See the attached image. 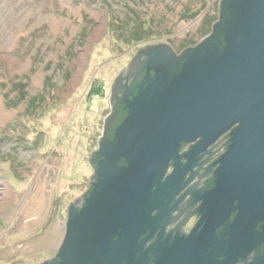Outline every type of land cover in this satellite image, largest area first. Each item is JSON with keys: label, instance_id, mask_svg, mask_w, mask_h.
Returning a JSON list of instances; mask_svg holds the SVG:
<instances>
[{"label": "water", "instance_id": "water-1", "mask_svg": "<svg viewBox=\"0 0 264 264\" xmlns=\"http://www.w3.org/2000/svg\"><path fill=\"white\" fill-rule=\"evenodd\" d=\"M231 1L233 18L223 24L227 42L223 49L194 50L211 38L215 22L211 34L183 49L192 52L180 57L182 68L170 76L154 68L175 64L178 58L170 45L162 42V48L147 51L146 66L155 74L138 86L114 139L101 143L103 158L95 166L91 193L80 213L72 211L69 233L67 220L56 253L58 264L147 261L145 252L140 253L142 243L136 241L151 227L150 212L162 201L164 184L153 187L169 160L177 161L180 143L194 142L192 152L197 153L226 131L229 146L213 172L214 186L201 196L199 232L173 241L156 261L205 264L214 260L217 255L206 248L214 245L215 229L233 211L237 213L228 224L232 250H223V261L259 240L252 230L264 221V0ZM227 2L220 1L219 19L224 18L220 13ZM139 49L116 75L112 88ZM121 158L125 165L119 166Z\"/></svg>", "mask_w": 264, "mask_h": 264}, {"label": "rangeland", "instance_id": "rangeland-1", "mask_svg": "<svg viewBox=\"0 0 264 264\" xmlns=\"http://www.w3.org/2000/svg\"><path fill=\"white\" fill-rule=\"evenodd\" d=\"M220 1L0 0V264L58 252L116 75L147 44L200 43ZM43 182L41 209L24 213Z\"/></svg>", "mask_w": 264, "mask_h": 264}, {"label": "flooded vegetation", "instance_id": "flooded-vegetation-1", "mask_svg": "<svg viewBox=\"0 0 264 264\" xmlns=\"http://www.w3.org/2000/svg\"><path fill=\"white\" fill-rule=\"evenodd\" d=\"M163 45L162 41H159L147 44L142 49H139L131 65L124 69L123 73L117 77L116 84L113 88L111 87L109 111L105 120L107 129L106 131L102 129L99 142L91 151V155L87 160L91 175L88 178L85 191L68 206V233L72 211L80 213L91 193L92 184L95 181V166L103 158L99 154L101 143L114 139V128H116L117 122L122 121L119 114H123L128 103L137 95L140 83L143 80L150 79L155 74V71L146 66L147 51L155 47L162 48ZM184 52H175L177 58H180ZM159 66L157 65L154 68L160 71L161 67ZM227 141L228 134L225 133L197 153L192 152L194 142H182L179 144L177 161L169 160L159 184L153 187L155 189L160 184H164V196L161 203L150 212L151 227L141 233L136 241L138 244L142 243L140 253L145 252L147 261H114V264H157L158 261L156 260L159 253L171 245L173 241L186 239L191 234L199 232L200 227L197 225L201 217V196L204 192L211 189L213 172L218 166L215 161L223 150L225 151ZM171 175L175 177L171 179ZM202 178H204L203 181ZM231 215L215 229V243H213L212 247L206 248V251L217 256L212 261H206L205 264H264V221L257 223L252 230L259 237V240L254 241L246 249L239 248L235 250V257H232L230 261H223V250H226L227 247L230 251L232 250L231 243H229L230 236L228 235V224L233 217ZM191 220H194L193 224L190 223ZM216 245L220 246V248H216ZM55 259L56 254L51 261H44L39 264H58L59 261ZM68 264L84 263L83 261H68ZM193 264H201V262L194 261Z\"/></svg>", "mask_w": 264, "mask_h": 264}, {"label": "trees", "instance_id": "trees-1", "mask_svg": "<svg viewBox=\"0 0 264 264\" xmlns=\"http://www.w3.org/2000/svg\"><path fill=\"white\" fill-rule=\"evenodd\" d=\"M227 1L228 2L224 3L223 4L224 6H222V8L224 7L225 9L221 8L222 11L220 13L222 16L224 15V18H220L217 21L218 25L214 26V33L212 34L211 38L209 40H206V42H203L199 46L195 47L194 50H196L198 47H200V48H204L205 50L216 51V50H221L226 46L227 42H226V37L224 35V27L225 26L223 24L227 23L226 20L233 18L232 13L230 11V5L232 4V1L231 0H227ZM190 52H192V51H190ZM190 52L186 51L183 53V55L189 54ZM183 64H184V59L178 58L174 65L169 66L167 68L161 67L160 71L161 72L167 71L169 73V76H170V75L174 74L173 72H177L179 70V68L181 69ZM119 116H121L122 121L117 122V125L115 126L116 128H114V130H116L125 121V118L128 116V107L125 109V111H123V114H119ZM229 140H230V133H228V141H227V145H226L225 150L229 146ZM219 158H220V156L215 161V164H217V165H218ZM118 165L119 166L125 165V160L123 158H121L118 162ZM215 178L216 177L213 173L212 180H211V188L214 186ZM236 213H237V211L231 212V214L233 215V217L231 218V222L233 221ZM55 260L59 261L57 257Z\"/></svg>", "mask_w": 264, "mask_h": 264}, {"label": "bare ground", "instance_id": "bare-ground-1", "mask_svg": "<svg viewBox=\"0 0 264 264\" xmlns=\"http://www.w3.org/2000/svg\"><path fill=\"white\" fill-rule=\"evenodd\" d=\"M98 30L100 29H96L95 33L98 32ZM8 115V112L6 111H1L0 112V116L1 117H5ZM228 131L224 132L223 134H221L220 136H223L225 133H227ZM219 136V137H220ZM218 137V138H219ZM45 182L43 183H39L35 185L34 190L32 191V195L26 200V202L24 203V207H23V212L27 213L29 211H34L36 209H41L42 207V200H43V196L39 197L38 195L40 194V192L43 191ZM44 192V191H43Z\"/></svg>", "mask_w": 264, "mask_h": 264}]
</instances>
